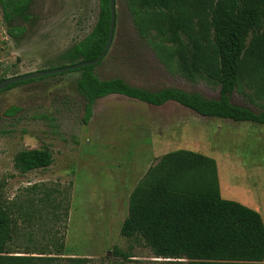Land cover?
Returning <instances> with one entry per match:
<instances>
[{"label": "rangeland", "instance_id": "1", "mask_svg": "<svg viewBox=\"0 0 264 264\" xmlns=\"http://www.w3.org/2000/svg\"><path fill=\"white\" fill-rule=\"evenodd\" d=\"M28 13L25 35L13 41L0 9V79L60 65L58 57L94 28L99 0H32ZM115 14L111 47L93 71L99 81L218 98L216 85L181 75L173 47L141 24L131 0H115ZM80 76L68 72L0 91V209L11 220L10 254L60 259L54 264L73 258L84 264H176L154 259L142 242L119 232L130 192L160 156L177 149L213 159L221 183L243 201L261 204L263 126L199 118L173 103L156 108L116 95L98 100L83 125ZM231 102L264 111V95L244 83ZM12 107L19 111L5 115ZM40 149L51 153L48 169L17 170L18 154ZM114 248L129 258L115 256Z\"/></svg>", "mask_w": 264, "mask_h": 264}, {"label": "trees", "instance_id": "2", "mask_svg": "<svg viewBox=\"0 0 264 264\" xmlns=\"http://www.w3.org/2000/svg\"><path fill=\"white\" fill-rule=\"evenodd\" d=\"M141 24L171 45L181 75L218 87L217 99H205L177 89L156 93L129 86L120 79L99 81L94 67H84L76 87L84 97L82 123L87 125L95 103L121 96L160 108L168 103L200 118L264 127V111L232 104L241 84L264 95V0H131ZM32 0H0L7 35L23 38L31 17ZM109 0H99L92 31L62 53L60 65L89 62L104 50L110 13ZM16 21L23 25L12 26ZM139 33L142 28L139 24ZM55 69V68H54ZM40 79V78H39ZM3 79H0V82ZM27 81L23 83L32 82ZM22 83L13 84L9 90ZM19 110L10 108L5 115ZM52 164L48 150H24L15 167L22 173L42 171ZM11 220L0 209V264H54L58 258L15 255L7 250ZM143 243L154 259L176 264H264V225L256 211L220 197L215 161L198 153L177 150L162 155L149 167L128 197L127 215L119 232ZM113 254L122 257L116 248ZM84 264V259H67Z\"/></svg>", "mask_w": 264, "mask_h": 264}, {"label": "water", "instance_id": "3", "mask_svg": "<svg viewBox=\"0 0 264 264\" xmlns=\"http://www.w3.org/2000/svg\"><path fill=\"white\" fill-rule=\"evenodd\" d=\"M108 7H109V13H110L109 31H108V36H107L104 50L102 51V53L100 54L98 58H96L95 60L89 61V62H81V63L74 64V65H67V66L60 67V68L41 71L39 73H30V74L19 75V76L5 79L0 82V91L5 90L8 86L13 85V84H18V83L31 81V80H36L39 78H45L49 76H55V75H60V74L68 73V72H73V71H77L84 67L96 66L107 55L111 47L113 38H114L115 15H116L115 14V0H109Z\"/></svg>", "mask_w": 264, "mask_h": 264}, {"label": "crops", "instance_id": "4", "mask_svg": "<svg viewBox=\"0 0 264 264\" xmlns=\"http://www.w3.org/2000/svg\"><path fill=\"white\" fill-rule=\"evenodd\" d=\"M107 98V97H106ZM104 99V98H103ZM195 115V114H194ZM197 116V115H196ZM198 117V116H197ZM200 118V117H199ZM177 150H183V149H177ZM177 150H174V151H177ZM186 151H190V150H186ZM170 152H173V151H170ZM168 152V153H170ZM190 152H193V151H190ZM196 153V152H194ZM167 154V153H165ZM163 154V155H165ZM199 154V153H198ZM202 155V154H201ZM205 156V155H203ZM161 157V156H160ZM215 165H216V172H217V182H218V188H219V194H220V197L223 199V200H226V201H232V202H236V203H239L249 209H252L254 211H256L257 213L261 212L260 216H261V219H262V222H263V225H264V181L261 185V193H262V196H261V204H259L256 200L254 203H251L249 202L247 199H245L244 201L242 199H240V196H237L235 194H233V192L231 191L230 187L228 186V184L226 182H223L225 183V186H223V183H221L220 179H219V176H218V171H217V163L215 162ZM149 169V168H148ZM147 169V170H148ZM146 170V171H147ZM145 171V173H146ZM144 176V175H143ZM132 192V191H131ZM130 192V193H131ZM130 195V194H129ZM129 197V196H128Z\"/></svg>", "mask_w": 264, "mask_h": 264}, {"label": "flooded vegetation", "instance_id": "5", "mask_svg": "<svg viewBox=\"0 0 264 264\" xmlns=\"http://www.w3.org/2000/svg\"><path fill=\"white\" fill-rule=\"evenodd\" d=\"M74 72V71H73ZM94 74V73H93ZM95 76V75H94Z\"/></svg>", "mask_w": 264, "mask_h": 264}]
</instances>
